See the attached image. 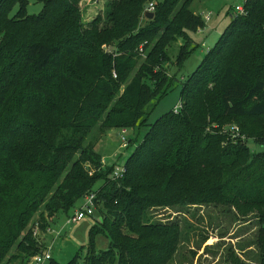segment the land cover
Returning <instances> with one entry per match:
<instances>
[{
	"label": "trees",
	"instance_id": "trees-1",
	"mask_svg": "<svg viewBox=\"0 0 264 264\" xmlns=\"http://www.w3.org/2000/svg\"><path fill=\"white\" fill-rule=\"evenodd\" d=\"M34 1L42 9L27 16L28 0H0V264H28L44 252L48 224L71 217L91 193L99 217L66 264H172L192 226L152 213L205 206L235 222L253 219L264 264V151L250 148H264V0H246L245 13L176 82L168 49L182 42L178 72L197 47L190 34L205 26L189 9L193 0H108L88 26L82 0ZM174 82L180 108L147 125V106ZM235 123L243 140L232 136ZM143 125L123 178L112 179L96 144ZM98 235L105 250L95 248ZM227 260L244 264L231 249Z\"/></svg>",
	"mask_w": 264,
	"mask_h": 264
},
{
	"label": "rangeland",
	"instance_id": "rangeland-1",
	"mask_svg": "<svg viewBox=\"0 0 264 264\" xmlns=\"http://www.w3.org/2000/svg\"><path fill=\"white\" fill-rule=\"evenodd\" d=\"M244 0H193L190 5V11L197 13L201 18L210 14L209 22L205 23L204 28L199 33H191L190 38L197 45L195 51L184 63V66L177 72L173 66L174 60L178 55L182 42L171 45L168 49L170 64L165 66L169 76H176L175 82L179 79L186 78L190 75L204 57L205 51L211 48L218 38L222 35L226 27L231 22V17L235 15L234 7L242 4ZM108 0H82L79 3L81 12V24L88 26L92 20L102 14ZM42 9V4L34 0H28L26 15H38ZM17 8L13 9L12 15L16 13ZM145 25L144 22L139 24ZM203 45V46H202ZM106 51L110 50L103 46ZM174 82V87L160 101L150 103L146 110L149 111L147 125L154 123L165 113L175 110L180 103V87ZM238 123L229 124L228 126H238ZM147 126L143 125L139 129L125 130L124 133L118 130L108 132L100 138L94 151L105 158V165H122L134 149V142H139L145 134ZM246 129H252L246 127ZM258 124L255 123V129ZM121 136L125 138L129 145V140L133 143L125 149L121 148ZM254 152H262L264 148H257L250 145ZM104 165V166H105ZM194 210V209H193ZM153 219L166 222L167 220L178 221L183 226L186 220L191 224L192 229L184 231L186 233L181 243L178 253L172 264H231L228 263L227 255L229 249L234 250L235 254L244 264L257 263V249L252 245L256 233V222L252 219L250 223L235 222L231 213L224 211L222 208L202 207L196 211L187 209H169L153 212ZM99 215L94 212L92 217H87L79 223L65 226V215L58 214L55 220L48 224V231L60 230V235H51L48 232L42 233L40 239L44 237L47 245L51 244L52 258L59 264H66L71 261L78 249L88 243V231L95 225ZM206 237L205 243H201L202 238ZM108 247L107 240L98 235L95 237V248L104 250ZM243 247V250H239ZM192 250L195 255L189 254ZM81 257L83 254L80 255ZM48 264V263H47ZM78 264H81L79 258Z\"/></svg>",
	"mask_w": 264,
	"mask_h": 264
},
{
	"label": "built area",
	"instance_id": "built-area-1",
	"mask_svg": "<svg viewBox=\"0 0 264 264\" xmlns=\"http://www.w3.org/2000/svg\"><path fill=\"white\" fill-rule=\"evenodd\" d=\"M246 0L243 1L242 4H238L234 7V13L235 15H243L245 12H244V2ZM154 11V5L152 3L148 4L144 11H143V15L145 16V13L146 12H149V13H153ZM203 21L206 23L209 21L210 19V14H206L203 16ZM200 31H198L199 33ZM203 46V45H202ZM105 50V48H104ZM208 51V49L206 50ZM105 52H110L109 50ZM139 52L142 54L143 53V50L140 49ZM113 77H116V75L113 73ZM180 108V106L178 105V107L175 109V111ZM125 130L121 131L124 133ZM231 133H232V136L234 138H237V137H241V139L243 140L244 139V136L243 135H240V130L237 126H233L232 129H231ZM121 141H122V145H121V148L125 149L128 144H127V141L125 140V138L123 136H121ZM103 164V163H102ZM104 166V165H103ZM126 172V169L124 167V164L122 165H115L113 166L112 168V172H111V178L114 179V180H120L123 178L124 174ZM95 194L91 193L89 195H86L83 199V203L81 204V206L79 208H77L73 215L71 217H69L68 219H66L65 221V226L67 225H74L76 223H79L81 222L82 220H84L85 218L87 217H92L93 214H94V211H95ZM47 232L51 235H55V236H59L60 235V230H57L56 232L54 231H48ZM36 233V232H35ZM51 249H52V246L51 244L47 245L46 249L44 252H41L40 254H37V255H34L31 259H30V262L28 264H47L49 263V261L52 259V255H51Z\"/></svg>",
	"mask_w": 264,
	"mask_h": 264
},
{
	"label": "water",
	"instance_id": "water-1",
	"mask_svg": "<svg viewBox=\"0 0 264 264\" xmlns=\"http://www.w3.org/2000/svg\"><path fill=\"white\" fill-rule=\"evenodd\" d=\"M145 17H146L147 19H152V18H153V13L146 12V13H145Z\"/></svg>",
	"mask_w": 264,
	"mask_h": 264
},
{
	"label": "crops",
	"instance_id": "crops-1",
	"mask_svg": "<svg viewBox=\"0 0 264 264\" xmlns=\"http://www.w3.org/2000/svg\"><path fill=\"white\" fill-rule=\"evenodd\" d=\"M195 15H197V13H194ZM232 18V17H231ZM210 20V19H209ZM209 22V21H208ZM198 33V32H197ZM101 156V155H100ZM102 157V163H103V165H105L106 163H105V158L103 157V156H101ZM108 243V242H107ZM85 245V244H84ZM105 250V249H104Z\"/></svg>",
	"mask_w": 264,
	"mask_h": 264
}]
</instances>
